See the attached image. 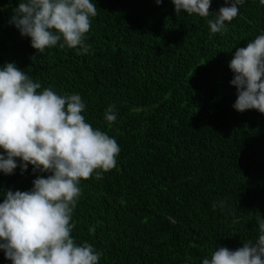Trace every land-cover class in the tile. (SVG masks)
<instances>
[{"label":"trees","instance_id":"obj_1","mask_svg":"<svg viewBox=\"0 0 264 264\" xmlns=\"http://www.w3.org/2000/svg\"><path fill=\"white\" fill-rule=\"evenodd\" d=\"M92 2L90 51L78 54L79 46L59 45L39 53L10 22L20 0H0V67L15 62L38 91L80 94L86 122L120 146L116 167L80 183L75 241L92 244L99 264H203L216 248L258 239L264 113L234 108L229 62L264 34V4L244 0L227 30L212 33L208 21L231 0H212L206 18L177 14L173 0ZM16 160L12 174L0 171V203L8 190L30 191L50 175L31 164L22 171ZM0 264H12L3 249Z\"/></svg>","mask_w":264,"mask_h":264},{"label":"clouds","instance_id":"obj_2","mask_svg":"<svg viewBox=\"0 0 264 264\" xmlns=\"http://www.w3.org/2000/svg\"><path fill=\"white\" fill-rule=\"evenodd\" d=\"M158 4L163 0H156ZM264 4V0H260ZM175 10L189 15L209 17L212 0H173ZM244 0H231L214 13L208 24L212 33L226 31L239 13ZM11 23L21 35L31 38L39 53L57 45L80 53L90 51L86 34L91 18L97 16L92 0H20ZM237 87L238 111L256 109L264 113V34L245 47H239L229 62ZM42 88L15 62L0 67V171L12 174L16 158L33 171L48 172L39 176L30 191L8 190L0 203V249L12 264H99L101 253L92 244H78L72 236L73 212L82 190L80 183L95 172L116 167L120 146L115 138L94 128L82 115L85 103L80 94H57L51 87ZM111 125L117 116L110 105L104 114ZM217 204H213L215 209ZM224 207V202H220ZM259 236L231 250L216 248L203 264H264V218L256 217ZM90 232L94 233L95 228Z\"/></svg>","mask_w":264,"mask_h":264}]
</instances>
